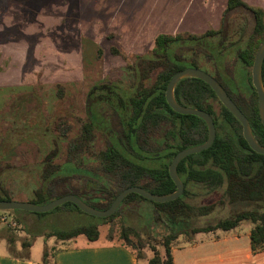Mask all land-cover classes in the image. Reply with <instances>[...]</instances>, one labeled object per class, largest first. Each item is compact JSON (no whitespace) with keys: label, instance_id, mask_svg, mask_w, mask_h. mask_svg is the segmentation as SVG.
I'll return each mask as SVG.
<instances>
[{"label":"rangeland","instance_id":"rangeland-1","mask_svg":"<svg viewBox=\"0 0 264 264\" xmlns=\"http://www.w3.org/2000/svg\"><path fill=\"white\" fill-rule=\"evenodd\" d=\"M243 1L264 11V0ZM226 4L227 0H0V173L11 199L29 201L33 191L44 185L56 191L73 187L79 194L95 190L93 195L102 204L108 200L109 193L123 188L119 172L105 171L95 156L98 150L107 147L106 136L116 123L107 119L106 125L95 132L91 155L85 151L82 158L80 154L73 158L68 143L85 119L84 97L92 85H110L122 78L124 85H140L142 76V97L158 90L156 67L148 72L146 65L153 61L143 56L154 57V64L160 54L192 60L214 75L242 108L249 110L256 99L251 88V66L243 64L238 55L242 49L251 52L264 32L252 34L254 19L245 9L235 8L222 17ZM208 29H222V32L200 40L186 38L188 34L198 35ZM178 33L182 36L178 40L169 38L161 46L155 42L160 34L173 37ZM140 55L142 72L138 66L129 67ZM205 104L212 107L218 123H224L233 132V127L221 116L219 100L207 95ZM102 107L104 114L109 115L106 106H97ZM158 109L159 106H152L155 122L152 120L145 126L147 165H159L154 160V154L159 152L163 173L181 141L177 137L173 138V144L168 141L172 126L169 114L166 120H160ZM174 122L177 125L178 119ZM198 127L202 125L199 123ZM235 130L241 133V127ZM7 133L12 136L10 145L2 142ZM190 134L193 139L198 137L194 130ZM54 138L59 139V151L50 163L42 165L43 156L51 154ZM67 161L82 170L43 181L48 170L63 169ZM142 183L152 190L148 178L142 179ZM98 189L103 193L99 194ZM189 189L193 193L189 201L194 204L208 203L222 192V188L210 190L203 186L190 185ZM244 207L247 206L225 204L197 223L215 220ZM154 210L149 200H126L121 202L112 220L100 224L98 231L102 237L110 231L112 238H121V225L133 229L136 235L130 234V239L148 258L152 255L149 242L161 249L162 224L155 220ZM61 212L53 208L52 212L38 217V229L46 232L98 221V217L78 211L59 219L56 215ZM1 216L15 224L7 226L0 221L2 235L15 239L11 246L6 240L2 243L10 253L31 254L40 261L45 244L51 249L67 242L55 236L33 238L15 219L31 221L37 217L34 214L0 211ZM249 225L250 222L243 221L234 229ZM25 239L31 241L28 250L20 247ZM185 245L182 236L173 242L176 264L185 261L186 249H181ZM141 264H146V260H141Z\"/></svg>","mask_w":264,"mask_h":264},{"label":"trees","instance_id":"trees-1","mask_svg":"<svg viewBox=\"0 0 264 264\" xmlns=\"http://www.w3.org/2000/svg\"><path fill=\"white\" fill-rule=\"evenodd\" d=\"M235 8L245 9L252 14L254 19L252 34H260L264 32V11L260 7L248 5L243 0H227L222 17ZM221 32L222 29H208L202 34H188L186 35V38L190 40H200L208 36H214ZM181 37L182 36L179 33L173 37L160 34L155 38V42L157 45L161 46L164 45L165 41L169 38L178 40V38ZM263 39L264 33L260 42ZM258 45L252 49L251 52H248L246 49L241 50L238 56L243 64L248 66L252 65L254 54ZM143 57L146 58L147 61H155V58L151 55H146ZM153 62L147 63L146 70L148 72L154 71L155 64ZM184 66H186V64L178 63L177 67L172 73L183 69ZM171 74L169 73L167 76H165L163 84H158L159 88L156 92H154L153 95L150 97L147 96L145 100L142 98V103H144L143 105L145 108L146 126L150 125L152 120L155 122L153 119L154 117L152 116V106H159L158 104H160L161 107H159V109L162 114H169V119L171 120L170 123L172 126L171 131H169V137H177L181 141V143H179L173 150L170 161L176 152L185 147L203 142L207 136L206 126L201 118L195 115H182L176 113L165 102V83ZM261 74L264 85V60L262 63ZM251 88L255 97L256 93L252 83ZM226 89L228 90L227 87ZM227 93L245 113L255 139L258 141V143L264 145V129L261 125L257 112V100H254V103L250 106L249 110H245L235 100V98H233L229 90ZM146 94H148V92ZM176 95L177 97L180 96L188 106L205 110L213 117V122L216 129L215 140L209 148L198 153L190 154L184 157L178 163L177 173L184 184L183 192L179 197L174 200L162 203H155L149 200L155 206L154 211L157 215L155 220H159L162 224L161 234L159 235L161 249H158L155 244L149 242L152 255L146 258L145 252L140 250V248L137 250L136 244H134L130 239V234L136 235V231L128 228L127 226L125 227L124 225H121V238L119 239L124 241L125 246L136 250L135 257L138 261L146 260V264H173L171 250L173 242L178 239L179 236H182L185 241H188L192 239L193 236L198 232L231 230L240 225L241 222L248 221L251 224L249 239L252 252H258L264 249V155L258 154L249 148L242 134L235 130L236 128L241 127L238 120L222 104L220 112L221 116L226 123L233 127V132L228 130L224 123H218L214 116L212 107L205 104V98L207 95L214 98L217 97L205 82L192 77L183 78L179 80L176 86ZM93 110L95 111L96 107H94ZM94 111L93 114H95ZM95 115L91 117L87 116V118L85 117V119L81 121L79 130L72 136L70 142L68 143V151L73 158L76 156L78 157L79 154V157L82 158L85 151L87 153L89 152L90 155L92 154L90 148L93 145L94 135L97 131L94 128ZM175 118L178 119L177 125H175L174 122ZM199 123L202 125L200 128L198 127ZM100 127L102 126H99V128ZM191 130H194L197 134L198 137L196 139L191 137ZM7 134L8 135L2 139V142L10 145L12 143V136L10 133ZM127 134L130 135L131 131L128 130ZM58 144L59 139L54 138L51 154H47L48 156H43L42 165L50 163L56 156L55 154L57 151H59ZM95 156L99 165L102 166V168L107 172H116L112 166H123L125 168L119 171V175L121 176L124 183L123 188L131 185H139L145 188L144 186L148 185L141 183V181L144 178H148L150 183L153 184L151 186L152 190H149L152 193L165 194L175 190V185L168 174V166L163 168V173H161V165L157 167H147L145 173L143 174L139 164L132 158L128 150L124 148H116L111 150H109V148H105L104 150H98L95 153ZM79 171L81 170L78 168V166L67 161V164H65L63 169L48 170L46 174L43 175V181L49 182L54 177H59L60 175L64 174L70 175ZM1 176L2 174L0 173V199L12 200L8 190H6L2 185ZM160 178H162V182L159 181ZM190 185L195 187L203 186L210 190L222 188V192L219 197L209 201L208 203L194 204L189 201L193 195L189 189ZM94 192L95 190H91L84 191L83 193L79 194L73 187H67L61 189L60 191H56L42 185L40 188L33 191V198L29 201L36 204H44L58 196L72 193L83 199L87 204L98 209H104L109 206L119 191L114 194L109 193L108 200L102 204L99 203L98 197L95 196L96 194L93 195ZM97 192L99 194L103 193V191L99 189ZM134 198L147 200L136 193H130L122 200V202L126 200H133ZM225 204H228L231 207H234L238 204H245L247 207L233 210L227 215L217 217L212 221H206L203 224L197 223L201 218L206 217L207 215L214 212L215 209ZM54 209H57V211L62 210L61 213L56 215L59 219L65 218L68 215H72L73 212L76 213V211L82 212L75 204L71 202H65ZM11 211L15 214L29 213L37 216L31 221H26L25 219H20L18 217L15 218L21 224V228L30 233L31 237L33 238L37 236H43L46 239L51 236H55L59 240H68L78 235H84L90 241H94L98 238V227L100 224L112 220L116 212L115 211L108 217L97 218L98 221L92 223L81 224L59 230H49L45 232L38 229V217L48 214L49 212H52V210L41 213L22 210ZM1 236H3V238L7 241L9 246L15 243V239L13 237L6 238L0 232V237ZM106 239H112V234L110 231L106 234ZM153 239L155 240V237H153ZM30 246V239H25L20 242V247L23 249L28 250ZM54 249L55 248L52 247L49 249L46 245H44L40 258V264H54ZM13 255L18 257H28L29 254Z\"/></svg>","mask_w":264,"mask_h":264},{"label":"water","instance_id":"water-1","mask_svg":"<svg viewBox=\"0 0 264 264\" xmlns=\"http://www.w3.org/2000/svg\"><path fill=\"white\" fill-rule=\"evenodd\" d=\"M263 60H264V39L259 43L255 51L253 62L251 65V70H250L251 83L256 93L257 112L259 115L261 125L263 126L264 129V85L261 74ZM187 77L200 79L212 89L219 102L238 120L241 126V134L245 139V141L247 142L249 148L258 154L264 155V145H261L255 139L247 117L245 116L243 111L239 108V106L228 95V93L226 92L224 87L220 84V82L214 76L207 73L206 71H203L199 68L186 67L173 74L169 79V81L167 82L166 89L164 92L165 99L168 106L174 112L182 115H195L201 118L206 126L207 136L203 142L185 147L179 150L178 152H176L175 155L172 157L168 165V174L175 185L174 191L165 194H156L150 192L149 190L139 185H131L121 189L115 195L109 206L104 209L95 208L87 204L83 199L72 193H67L58 196L44 204H36L30 201L0 199V211L22 210V211L41 213V212L50 211L53 208L65 202H71L75 204L78 207V209L81 210L82 212L94 217L103 218L112 215L117 210L122 200L130 193H136L141 197L155 203L167 202L179 197L183 192L184 184L177 173L178 163L184 157L190 154L198 153L200 151L209 148L214 142L216 137V129L214 126L213 117L208 112L196 107L181 105L175 100L173 96V89L176 83L179 80Z\"/></svg>","mask_w":264,"mask_h":264},{"label":"crops","instance_id":"crops-1","mask_svg":"<svg viewBox=\"0 0 264 264\" xmlns=\"http://www.w3.org/2000/svg\"><path fill=\"white\" fill-rule=\"evenodd\" d=\"M250 228L251 225L239 230L196 233L181 247L186 249L183 264H264V249L252 252L250 248ZM71 239L73 242L68 239L64 246L54 249V264H141L135 257L136 250L125 246L119 238L108 240L99 233L94 241L84 235ZM4 240L1 236L0 264H40L31 254L28 257L14 256L17 253H10L2 247ZM171 253L173 264H176L173 249Z\"/></svg>","mask_w":264,"mask_h":264},{"label":"flooded vegetation","instance_id":"flooded-vegetation-1","mask_svg":"<svg viewBox=\"0 0 264 264\" xmlns=\"http://www.w3.org/2000/svg\"><path fill=\"white\" fill-rule=\"evenodd\" d=\"M167 46L168 44L166 45V49ZM137 58H138L137 60H134L133 62L130 63L129 67L134 68L138 66V68L142 72V55L137 56ZM178 63L186 64V66H184L183 68L194 67L203 70V66L194 64L192 60L184 61L182 58L176 57L174 55L160 54L157 56V60L155 64L157 71L156 78L159 82V85L163 84L165 76H167L169 73L171 74L173 70L177 67ZM206 72L209 73L208 71ZM175 73L176 72L172 73L169 79ZM140 78H141L140 85H124L121 82L124 81L123 78L110 85L104 83L92 85L85 93L84 113L86 118L87 116L91 117L96 114L94 119V128L96 130H99L101 128V127L99 128V126L102 127L105 126L107 119L116 123L117 126L112 130V132H110V134H107L106 136L107 138L106 148H109V150L116 148L127 149L128 152L131 154L132 158L139 164L140 168L142 169V173L144 174L146 168L152 166L147 165V135L145 131L146 118H145V110H144L145 108L143 105L144 103H142V98L143 100H145L146 96L142 97V76ZM187 78H191V77H187ZM169 79L165 83L164 92ZM178 82L176 83L173 89V96L179 104L188 106L187 104H185L184 100H182L180 96L177 97L176 95V86ZM98 105L106 106L109 111V115L106 116V114H104V110H103L104 107H102L101 109L97 108ZM158 105L159 107H161L160 104ZM94 107H96L95 111L93 110ZM92 110L95 112V114H93ZM158 111L161 112L160 109H158ZM161 113H159L157 117L160 120H166V118H168V115L165 116ZM128 130L131 131L130 135L127 134ZM168 141L171 144H173V138L168 137ZM161 157H159V152L155 153L154 160H157L155 163H159L160 165ZM159 165L155 164L153 165V167H157ZM112 167L118 172L125 169L123 166H117V167L112 166ZM80 170H82V168H80Z\"/></svg>","mask_w":264,"mask_h":264},{"label":"built area","instance_id":"built-area-1","mask_svg":"<svg viewBox=\"0 0 264 264\" xmlns=\"http://www.w3.org/2000/svg\"><path fill=\"white\" fill-rule=\"evenodd\" d=\"M0 221L3 222V224H6L7 226H14L15 225L13 221H11V220L8 221L6 219V216H1Z\"/></svg>","mask_w":264,"mask_h":264}]
</instances>
